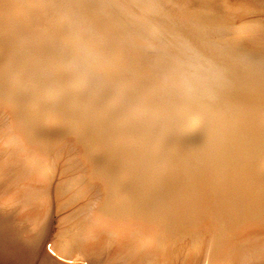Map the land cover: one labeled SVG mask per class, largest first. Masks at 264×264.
I'll return each instance as SVG.
<instances>
[{"label":"rangeland","instance_id":"rangeland-1","mask_svg":"<svg viewBox=\"0 0 264 264\" xmlns=\"http://www.w3.org/2000/svg\"><path fill=\"white\" fill-rule=\"evenodd\" d=\"M4 240L264 264V0H0Z\"/></svg>","mask_w":264,"mask_h":264},{"label":"bare ground","instance_id":"bare-ground-1","mask_svg":"<svg viewBox=\"0 0 264 264\" xmlns=\"http://www.w3.org/2000/svg\"><path fill=\"white\" fill-rule=\"evenodd\" d=\"M229 54H230V52H229ZM234 54V53H233ZM231 55H232V53H231ZM233 56V55H232ZM230 63H231V61H230ZM244 63V62H243ZM243 63H242V65H243ZM249 64V63H248ZM245 65H247V64H245ZM250 65V64H249ZM252 65V64H251ZM248 66V65H247ZM233 71V70H232ZM238 71V70H237ZM241 71V70H240ZM229 72V71H228ZM221 73H223V72H221ZM227 73V72H226ZM233 74V73H232ZM242 74H244V73H242ZM255 74V73H254ZM224 75V74H223ZM229 75V74H228ZM258 75V74H257ZM256 77V76H255ZM258 77L259 76H257L256 77V79L258 80ZM227 78H230V76H228ZM230 83V82H229ZM232 85L234 84V83H231ZM234 87H236V86H234ZM230 88H232V87H230ZM106 226V225H105ZM111 226V225H110ZM109 228V227H108ZM111 228V227H110ZM120 229V227L118 226V230ZM124 229V228H123ZM122 229V230H123ZM126 229H124V231H125ZM123 231V233L125 234V232ZM23 236V235H22ZM23 240V239H22ZM21 244H22V242H21ZM19 246V245H18ZM11 248V242H8L7 240H4V242H2V243H0V264H21L22 262H23V260L24 259H26V257H28L27 256V254L25 253V252H23V250H22V245L21 246H19V252H17V251H15V252H12V249H10ZM24 249V248H23ZM40 249V248H39ZM68 249V248H67ZM56 251V250H55ZM54 251V252H55ZM2 252V253H1ZM41 252L42 251H39L38 250V253H36L35 255H33V256H30V260H32L31 261V264H37L38 262H39V258H41L42 256V254H41ZM53 252V253H54ZM70 252H74V251H70ZM56 253V252H55ZM49 254V253H48ZM66 254V253H65ZM71 254V253H70ZM57 255V254H56ZM68 255H69V253H68ZM67 254H66V256H68ZM74 255V254H73ZM76 255V254H75ZM74 255V256H75ZM58 256V255H57ZM74 256H72V257H74ZM77 256V255H76ZM75 256V257H76ZM69 257V256H68ZM74 257V258H75ZM46 261L47 262H45V260L43 259L42 260V262L40 263V264H54V262H52V260L50 259V260H48V259H46Z\"/></svg>","mask_w":264,"mask_h":264}]
</instances>
